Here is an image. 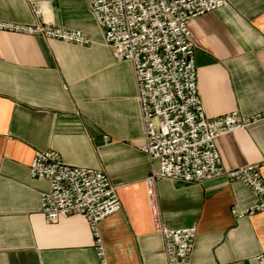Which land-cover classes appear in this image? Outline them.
I'll return each instance as SVG.
<instances>
[{"label": "crops", "instance_id": "obj_1", "mask_svg": "<svg viewBox=\"0 0 264 264\" xmlns=\"http://www.w3.org/2000/svg\"><path fill=\"white\" fill-rule=\"evenodd\" d=\"M191 21L198 91L207 118L264 112V0H226ZM37 8L39 14L34 13ZM0 23H47L87 34L77 46L0 30V264H102L82 215L46 221L45 180L30 176L37 151L103 171L122 209L99 224L106 264H167L145 178L157 162L141 151L143 126L130 62H118L87 0H0ZM222 166L259 165L264 120L216 139ZM156 193L170 229L196 228L190 264H264V211L241 180L161 179Z\"/></svg>", "mask_w": 264, "mask_h": 264}, {"label": "built area", "instance_id": "obj_2", "mask_svg": "<svg viewBox=\"0 0 264 264\" xmlns=\"http://www.w3.org/2000/svg\"><path fill=\"white\" fill-rule=\"evenodd\" d=\"M103 40L118 62L133 68L136 101L144 132L141 151L157 162L145 179L154 230L162 236L167 264H190L196 228L170 229L162 219L156 193L161 179L202 183L213 179L243 181L257 196L236 217L264 211V182L259 165L234 170L222 166L216 139L264 120V112H238L207 118L198 91V72L189 25L225 8L226 0H87ZM38 13V10H35ZM0 30L46 40L88 46L91 38L77 30L47 23L31 26L0 23ZM33 179L49 189L40 195L47 222L82 215L89 223L102 264H106L99 224L122 209L118 187L101 170L67 165L52 151H37L30 165Z\"/></svg>", "mask_w": 264, "mask_h": 264}, {"label": "rangeland", "instance_id": "obj_3", "mask_svg": "<svg viewBox=\"0 0 264 264\" xmlns=\"http://www.w3.org/2000/svg\"><path fill=\"white\" fill-rule=\"evenodd\" d=\"M36 9H37V8H34V9H33L34 13H35V10H36ZM37 10H38V9H37ZM37 14H39V10H38V13H37ZM39 37H40V36H39ZM41 38H42V37H41ZM148 175H149V174H148ZM148 175H147V176H148ZM145 179H146V178H145ZM145 179H144V180H145Z\"/></svg>", "mask_w": 264, "mask_h": 264}]
</instances>
